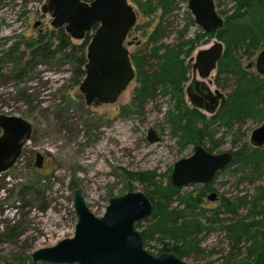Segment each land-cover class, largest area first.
<instances>
[{"label":"rangeland","instance_id":"1","mask_svg":"<svg viewBox=\"0 0 264 264\" xmlns=\"http://www.w3.org/2000/svg\"><path fill=\"white\" fill-rule=\"evenodd\" d=\"M127 2L137 15L136 24L125 42V46L132 44L127 49L133 53L144 41L138 27L150 20L139 13L133 0ZM46 3L47 0H0V39L51 34L54 29L50 14L42 12ZM225 7L230 10L231 5ZM186 12H189L187 3H179L178 10L168 21L179 30ZM195 37L200 38L191 53L192 61L189 62L190 57L185 61L187 65H194L196 53L208 49L214 42L193 25L186 38ZM176 38L173 34L167 42L175 43ZM263 49L264 45L252 54H237L243 66L250 65L249 69L256 73L255 62ZM13 69L9 64L3 68L0 115L23 118L31 124L32 132L15 165L0 174V264H46L33 263L32 253L73 237L76 217L72 190L80 189L90 211L101 217L110 197L142 192L137 182L126 178L127 173L154 172L165 183L174 163L192 154L191 146L179 149L170 135L163 118L169 107L165 99L147 105L143 116L121 113V107L128 105L132 98L135 81L114 103L87 106L68 61L60 57L53 62L39 60L28 68L22 80L14 78ZM187 76V84L203 83L211 92L218 90L227 94L235 86L231 79L217 80L215 71L206 80H201L195 70H190ZM202 114L207 119L212 117L205 111ZM260 124L246 122L241 130L244 135L237 138L233 133L227 134L217 153L229 152L234 139L236 146L249 143L251 132ZM150 129L156 132L159 142L150 144L147 141ZM222 134L223 129L217 128L215 138ZM37 153L44 158L40 169L34 166ZM233 168H227L213 181L214 192L231 200L251 189L247 184L235 187L238 174L229 171ZM195 188L191 186L181 191ZM217 202L205 200L202 206L213 209ZM245 213V210L239 211V215ZM146 224L142 222V226ZM13 227L17 228L14 238L1 236ZM199 239L203 253L182 260L189 264H223L228 251L224 235L216 231ZM150 245L156 244L151 242Z\"/></svg>","mask_w":264,"mask_h":264},{"label":"trees","instance_id":"2","mask_svg":"<svg viewBox=\"0 0 264 264\" xmlns=\"http://www.w3.org/2000/svg\"><path fill=\"white\" fill-rule=\"evenodd\" d=\"M133 1L150 23L138 27L144 41L131 54L136 87L129 104L121 107V113L143 116L147 105L165 99L169 107L163 118L179 149L199 145L210 153L218 152L227 134L233 133L234 138L244 135L241 130L246 122L261 123L264 120V76L244 67L237 54H252L264 45V0H216L218 13L224 18V26L216 37L224 44L216 79L223 82L231 79L235 86L227 93L225 103L209 119L188 106L184 99L185 61L200 38H186L189 28L194 25L193 18L186 12L179 30L168 21L178 10V4L188 0ZM227 5H231L230 10L225 9ZM222 6L224 8L220 9ZM173 34L177 36L176 42H167ZM204 35L213 38V35ZM90 39L91 35H87L80 43H74L63 28L54 29L46 36L0 39V82L5 77L3 68L6 64L14 68V78L22 80L28 68L35 66L37 61L53 62L60 57L71 64L73 77L79 84L85 76ZM217 128L223 129L218 139L215 138ZM230 152L234 155L231 165L234 168L229 171L238 174L235 187L247 184L251 189L233 200L217 195L218 205L213 209H205L202 205L207 195L215 191L214 182L183 192L174 188L169 178L163 183L154 172L126 174L129 181L142 187V192L153 204L152 216L145 221L147 224L136 225L149 252L155 250V255L172 252L180 259L199 256L203 253L199 238L218 231L228 245L223 264L247 258L254 259L255 264H263L264 147L253 148L246 142L236 146L234 139ZM241 210L246 213L239 215ZM16 231L13 227L1 236L14 238ZM151 242L156 245L151 246Z\"/></svg>","mask_w":264,"mask_h":264},{"label":"water","instance_id":"3","mask_svg":"<svg viewBox=\"0 0 264 264\" xmlns=\"http://www.w3.org/2000/svg\"><path fill=\"white\" fill-rule=\"evenodd\" d=\"M187 7L194 25L203 33L213 35V45L196 53L193 65L200 79L206 80L216 70L224 52V44L216 38L224 26V18L218 13L215 0H188ZM42 12L50 14L53 29L63 28L72 40L83 41L87 35H91L86 49L85 76L80 82L79 91L87 106L114 103L135 79V68L124 42L136 24L137 15L127 0H92L90 3L83 0H47ZM255 71L259 76H264V49L257 56ZM194 84L206 89L203 95L189 94L194 107L206 109L211 114L218 100L221 104L225 102L223 93H212L203 83ZM0 130L1 174L15 165L30 139L32 126L21 117L0 115ZM147 141L150 144L159 142L153 129L148 131ZM249 145L253 148L264 147V120L251 132ZM35 160L34 166L40 169L43 156L37 153ZM233 162L231 152L210 153L196 145L190 156L174 163L170 184L180 190L207 185ZM215 199V193L208 197L210 202ZM71 201L76 217L73 237L33 252V263L189 264L175 253L155 255L144 247L136 225L152 216L153 204L143 192L110 197L101 217L90 211L80 189L72 190ZM228 264H255V260L247 258Z\"/></svg>","mask_w":264,"mask_h":264},{"label":"flooded vegetation","instance_id":"4","mask_svg":"<svg viewBox=\"0 0 264 264\" xmlns=\"http://www.w3.org/2000/svg\"><path fill=\"white\" fill-rule=\"evenodd\" d=\"M91 2V1H90ZM90 2H86V3H90ZM134 28V27H133ZM133 28L130 30V32L128 33V35L129 34H131V32H132V30H133ZM128 35H127V37H128ZM127 39V38H126ZM125 42H126V40H125ZM125 42H124V47H126L127 48V46H131L130 44H126V46H125ZM129 54H130V61H131V54L132 53H130L129 52ZM191 56V55H190ZM196 56V55H195ZM191 57H190V61L189 62H191ZM131 63H132V61H131ZM195 63V62H194ZM133 65V64H132ZM188 65H190L189 63H188ZM187 64H186V68H187V66H188ZM217 65H218V63H217ZM217 65H216V69H217ZM191 66V68L190 69H188L187 68V74H188V72L190 71V70H192L193 72H194V69H193V65H190ZM247 68H250V66H248ZM196 72V74L198 75V73H197V70L195 71ZM215 74H216V70H215ZM257 74V73H256ZM258 75V74H257ZM198 77H199V75H198ZM211 77V76H210ZM209 77V78H210ZM186 78H187V80H188V76H186ZM200 78V77H199ZM134 81H135V79H134ZM133 82V81H132ZM131 82V83H132ZM195 83V81L194 82H190L189 84H187V81L184 83V99H185V101H186V103H187V105L188 106H191L192 108H194V109H196V110H198L199 112H204L206 109H200V108H196V107H194V105L192 104V101H191V99L188 97L189 96V94L190 95H193V96H196V95H203V94H205V91H206V89L202 86V85H199V84H194ZM130 85V84H129ZM128 85V86H129ZM127 89V88H126ZM209 89V88H208ZM214 91H218V90H214ZM214 91L212 92V93H214ZM226 96H227V94H224V97H225V101H226ZM131 100V99H130ZM225 103V102H224ZM223 103V104H224ZM223 104H221L220 103V100H218V105H217V107H216V109L213 111V113H211V115L213 116V115H215L216 114V112L218 111V109L220 108V106L221 105H223ZM206 112V111H205ZM249 144V143H248ZM192 147V151H193V147L194 146H191ZM230 152V151H229ZM217 153V152H216ZM43 160H44V158H43ZM172 170V169H171ZM170 179V178H169ZM215 180V179H214ZM213 182V181H212ZM197 187V186H196ZM212 193H215V192H210L208 195H207V197H206V199L208 200V197L212 194ZM216 194V193H215ZM215 201H217V194H216V199H215ZM214 201V202H215Z\"/></svg>","mask_w":264,"mask_h":264},{"label":"bare ground","instance_id":"5","mask_svg":"<svg viewBox=\"0 0 264 264\" xmlns=\"http://www.w3.org/2000/svg\"><path fill=\"white\" fill-rule=\"evenodd\" d=\"M84 153H85V152H84ZM87 153H88V152H87ZM82 154H83V153H82ZM83 155H85V154H83ZM83 155H82V156H83ZM80 157H81V156H80ZM86 157H87V156H86ZM89 157H90V156H89ZM81 158H83V157H81Z\"/></svg>","mask_w":264,"mask_h":264}]
</instances>
